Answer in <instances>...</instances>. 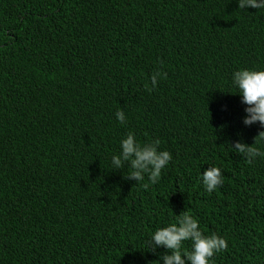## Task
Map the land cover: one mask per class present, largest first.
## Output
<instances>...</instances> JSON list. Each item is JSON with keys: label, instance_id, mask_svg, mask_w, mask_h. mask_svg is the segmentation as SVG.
Listing matches in <instances>:
<instances>
[{"label": "trees", "instance_id": "trees-1", "mask_svg": "<svg viewBox=\"0 0 264 264\" xmlns=\"http://www.w3.org/2000/svg\"><path fill=\"white\" fill-rule=\"evenodd\" d=\"M132 1L0 0V264H163L145 241L183 213L226 240L209 264H264V155L229 145L264 153L230 84L264 70V9ZM128 132L171 154L155 183L112 171Z\"/></svg>", "mask_w": 264, "mask_h": 264}, {"label": "clouds", "instance_id": "clouds-1", "mask_svg": "<svg viewBox=\"0 0 264 264\" xmlns=\"http://www.w3.org/2000/svg\"><path fill=\"white\" fill-rule=\"evenodd\" d=\"M137 4L138 1L133 0L131 6ZM237 4L241 10L264 9V0H237ZM163 76L164 73L159 70L152 73L150 79L153 88ZM230 84L236 90L234 94H239L240 102L244 105L245 115L242 124L245 128L257 125L264 129V70L237 69L231 74ZM114 115L120 124H126L124 111L117 110ZM257 137L259 141L264 142V131H260L255 138ZM159 145L158 139L141 144L134 133L128 132L120 140L118 154L111 156L110 167L115 171L121 169L127 162L131 171L126 179H134L139 183L147 175L148 180L155 183L172 159L167 150L159 149ZM229 145L234 152L243 154L250 163L254 158L264 155L253 147V144L249 145L243 139L229 142ZM200 182L205 191L212 193L223 183L221 170L215 166L204 169L200 175ZM204 195L207 199L210 198ZM145 244L147 252H152L160 246L169 251V254L162 257L163 264H209L214 254L227 246L223 237L216 234L208 235L203 227L200 228L197 218L188 213L176 215L175 222L157 228L150 234Z\"/></svg>", "mask_w": 264, "mask_h": 264}]
</instances>
